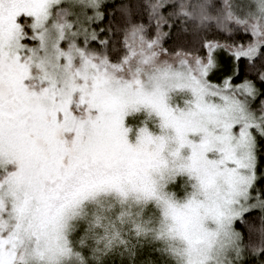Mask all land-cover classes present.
Here are the masks:
<instances>
[{"label":"snow or ice","instance_id":"snow-or-ice-1","mask_svg":"<svg viewBox=\"0 0 264 264\" xmlns=\"http://www.w3.org/2000/svg\"><path fill=\"white\" fill-rule=\"evenodd\" d=\"M0 264H264V0H0Z\"/></svg>","mask_w":264,"mask_h":264}]
</instances>
